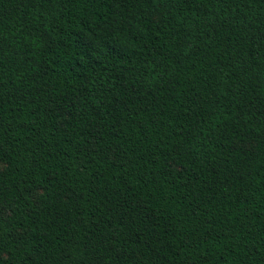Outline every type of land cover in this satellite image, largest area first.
<instances>
[{"label":"trees","instance_id":"1","mask_svg":"<svg viewBox=\"0 0 264 264\" xmlns=\"http://www.w3.org/2000/svg\"><path fill=\"white\" fill-rule=\"evenodd\" d=\"M0 264H264V0H0Z\"/></svg>","mask_w":264,"mask_h":264},{"label":"rangeland","instance_id":"2","mask_svg":"<svg viewBox=\"0 0 264 264\" xmlns=\"http://www.w3.org/2000/svg\"><path fill=\"white\" fill-rule=\"evenodd\" d=\"M4 168H5V165L0 162V171L3 170Z\"/></svg>","mask_w":264,"mask_h":264}]
</instances>
